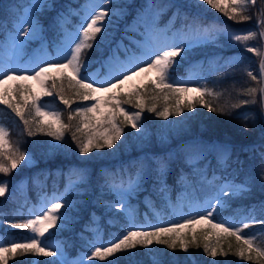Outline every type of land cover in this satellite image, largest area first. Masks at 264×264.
Listing matches in <instances>:
<instances>
[{"label": "snow or ice", "instance_id": "obj_1", "mask_svg": "<svg viewBox=\"0 0 264 264\" xmlns=\"http://www.w3.org/2000/svg\"><path fill=\"white\" fill-rule=\"evenodd\" d=\"M207 4L213 9L222 12L228 19L236 22L250 21L253 16L249 15L251 9H255L256 28L243 31H228L226 28H218L215 25L209 27L201 26L197 17H192L189 21L187 14L181 13L179 5L171 3L153 4L149 3L137 14L139 22L144 21L147 13H151L152 23L148 24L146 32L149 37L147 45L137 44L141 48V55L137 56L135 52H130L124 41H119L114 48L110 46L109 54L104 59L102 67L111 68L113 65L119 66V74L112 77V80L101 82L99 87H94L96 80L91 76H86L83 71L87 69L85 54L94 46H98L94 42L97 41L99 35V43L102 45L107 39L109 29L112 24V18L120 14V9H112L107 5L112 4V0H87V3L80 11L73 9L70 5L65 9L57 11L51 20V25L57 37V55H63L64 59L47 60L34 58L33 62L36 67L32 74H29L27 68H21V53L34 42H39L41 45L48 39L49 28L43 23V16L53 11L56 8L54 0H28L24 6L16 5L17 12L13 14V23L9 32L0 40V85L6 81H35L40 88V92L34 93L31 87L25 84H19L15 89L17 96H21L23 104L13 103L9 98L10 92L8 89L0 90V102L7 105L23 121L27 135L35 136L37 132H42L49 137H53L56 141H63L65 130H70L75 127L72 133V140L76 142V147L80 154L85 155L91 153L94 149L100 150L105 147L113 149L118 141H121L123 128L117 123V111L123 115L127 125L136 129L138 133L143 132L144 128L141 125V115L145 109L144 95L140 89L134 92L125 93L127 99L121 102L118 95H113L105 100H116L112 105L113 110L108 112L101 121L98 118L100 126L109 125L110 127L100 135H93L91 132L86 133L85 139H79L76 132H81L84 129H94L96 126L92 124L93 117L89 114H95L99 111L101 100L98 96L93 95L99 92H111L112 89H121L124 81L131 80L134 75L140 72L155 70L157 73L156 81H153L152 91L156 89L161 91L167 90L171 93L188 92L187 87L176 86L178 81L174 78V72H170L173 67H179L181 61L187 55L189 49L194 43H207L215 40L217 35L224 34L229 40L239 43L247 52L256 53L261 57L259 66V79L251 70H247V75L257 81L259 87H248L241 90L243 95L252 97L251 100H240L238 104H233L231 107H239L249 103H257V93H259V104L262 113H264V52H261L258 47L248 44V41L259 40L264 45V3H258V0H197V4ZM175 8L169 24H175L177 18L183 17L185 21L183 29L177 30L171 36L168 33L171 29L165 25L164 28L158 26V18L163 15L168 8ZM69 16L79 17V27L74 29L75 34L68 33L65 25ZM129 31H134L129 27ZM155 40V43L152 41ZM130 43H136L130 41ZM74 45V46H73ZM130 53L121 59V52ZM5 53H7L5 55ZM177 57L180 59L177 60ZM66 61V62H65ZM231 64L232 61H226ZM146 65V67L144 66ZM54 70L55 74L50 75ZM70 70V71H69ZM83 70V71H82ZM19 73V74H17ZM48 81H51L49 86ZM59 81V83H58ZM91 81V82H89ZM65 83L67 88L74 92L76 97L81 101H94L90 106L78 105L75 109H71L73 100L66 98L63 94L65 91ZM105 83L110 86L106 87ZM55 94L65 106L70 108L68 114V124H65L61 119V114L57 111H46L47 104H41V95L52 96ZM196 91L201 93L199 103L212 112L219 111L225 113V107L219 108L212 105L211 101L206 97L219 98L223 93L215 92L213 89L201 86L196 88ZM26 93V95H24ZM136 99V107L139 111L130 112L124 109L122 103H131L132 99ZM29 100L31 103H29ZM167 100V96H165ZM185 107L190 110L195 107L192 100L185 102ZM25 108L28 109V114L31 115L34 111L36 117H50V122L45 125L41 121H35L36 131L30 124L29 119L25 116ZM148 112L155 113L157 116L167 119L171 114L168 107L163 110H157L155 104L147 108ZM175 114L180 115L183 111L181 103L177 101ZM79 119V123L73 125L71 122L74 119ZM247 120V116H244ZM55 126V127H54ZM247 128V124H245ZM9 132L3 124H0V173L8 174L16 169L22 161L28 162L31 159L30 154L21 151L19 147H11ZM52 148H58L60 145H49ZM7 149V150H6ZM250 151H253L250 149ZM215 153L217 163L219 165L229 166L232 163V149L226 144H194L185 149V161L194 159L206 160L208 155ZM260 171L257 173L259 179L264 181V151L259 153ZM255 160V155L251 158ZM237 164L240 161L237 159ZM172 164V156H155L149 161L146 166L143 162L136 168L134 175H129L127 181L121 176L117 182L116 174L105 173L102 177L104 185L111 191L117 193L118 198L114 203L109 205L112 210L123 211L130 213L128 205V197L137 192L145 183L146 177L154 172L159 190L165 192L167 189V176ZM154 165V167H151ZM255 168V165H252ZM123 171V170H122ZM86 173L84 170H72L68 174V183L66 184V193L78 190L85 181ZM249 180L236 183L234 179L227 176L222 177V182L208 180L207 172L201 171L198 176L202 186L207 185L209 188V196L204 201L196 216L188 218L184 223H174L170 227L154 226L152 230H133L138 226L130 224L126 232L107 243H92L87 254L79 260L73 262L67 259L64 247L61 245H52L46 242L45 233H48L51 228H59L61 224L67 221L68 210L72 207V203L66 199V193L53 196L50 201V207L45 205L38 212H30L29 217L23 222H9L10 226L15 229H28L31 235L21 236L17 240H0V264H8L10 258L15 256H24L26 254H35L44 257H59L45 264H86L87 261H107L108 264H121V257L118 253L125 254L124 264H141L139 259L140 254L135 252L138 247L148 249L151 252V245L155 241L156 244L166 245L168 249H177L176 241L179 240V248L184 253L191 256L189 253V243L181 236V231L185 228L196 224H207L214 230L211 235L216 236L214 243H205L203 246L204 253L209 257L217 255H227L222 248V241L227 237H235L238 247L235 255L243 260L254 261L255 264H264V246L258 243V236L264 233H245V229L253 227L255 224H264V205L261 206L260 218L257 217L255 209L251 212H246L244 217L237 223H230L227 220H222L219 223L213 222L215 215L229 206L233 197L243 196L251 190V182L255 177L251 172L248 173ZM181 180L186 177L181 176ZM9 181L0 180V197L4 196L8 191ZM61 209H64L61 212ZM198 216V218H196ZM95 221H90L94 224ZM51 235V234H50ZM205 239H208L205 236ZM7 244L8 246H4ZM191 244L199 248L197 234L192 229ZM55 248V250H50ZM231 248V245H229ZM112 259H109V258ZM31 264H40L38 261H32ZM151 264H165V261L159 256L154 255ZM168 264H177L176 258L170 257Z\"/></svg>", "mask_w": 264, "mask_h": 264}, {"label": "trees", "instance_id": "obj_2", "mask_svg": "<svg viewBox=\"0 0 264 264\" xmlns=\"http://www.w3.org/2000/svg\"><path fill=\"white\" fill-rule=\"evenodd\" d=\"M23 1L0 0V35H2L3 30L1 29L3 25L9 22L13 15L14 6L19 5L20 2L23 3ZM54 3L56 8L46 13L42 18L45 26L49 28L48 38L53 36V32L55 33L51 20L56 12L65 9L66 4H78L79 2L54 0ZM258 3H264V0H258ZM146 5L147 2L145 0L112 1L111 7L114 9L119 8L121 14L118 17L115 16L112 21L104 43L100 45V34H98L97 41L94 42L98 46H94L86 52L87 69L84 72H91L101 64V60L109 54L110 46L113 47L118 39L122 38L123 34L126 33L124 26L130 22V16H136L138 14L137 9H145ZM188 12L190 13L188 14L190 21L191 17L196 16V14L192 13L191 9ZM254 12L255 9H251L248 13L253 16L252 20L239 23L228 19L222 12L211 15L200 12V19L202 22L215 25L218 28L225 24V27L233 30L255 29L256 16ZM166 16L167 10L160 16L162 23L165 21ZM178 21L180 22L181 19H178ZM253 46L258 47L263 52V45L258 39L255 40ZM233 57L237 58L234 63H226V60ZM179 59L177 57V60ZM260 60L261 57L256 53L247 52L242 46L228 43V40L223 35H217L215 40L208 42L206 45L194 46L189 49L180 66H174L173 69H170V72H174L175 80L185 84V80L189 78L195 67L199 66L201 70L210 66L214 68V71L204 78L202 86L213 89L215 92L223 93L219 98L206 97L213 106L217 108L224 106L225 113L223 114L219 111L212 112L200 104L198 101L201 93L193 97L192 101L195 107L190 110L185 107L186 101L180 99V93L174 94L167 90L161 91L160 89H156L153 92L152 82L156 81L157 74L154 78H147L142 84H135L127 89L121 86L119 90L107 92L100 97L99 111L95 114H89L93 117L92 124L96 127L91 130L84 129L81 132H76V136L79 139H85L86 133L89 132L93 135L103 134L110 126H100L98 119L102 121L104 116L101 113L106 115L112 111V105L117 102L116 100H109L108 103H105V100H108L113 95H118L122 102L127 99L124 95L125 93L134 92L137 89L145 93V109L142 112L140 121L144 131L138 133L136 129L131 128L130 125L126 124L123 115L117 111V123L123 128L121 141H118L113 149H108L107 147L100 150L94 149L91 153L85 155L79 153L76 142L72 140V133L75 131V127L65 130L63 141H56L53 137H49L42 132H37L35 136L29 137L23 121L7 105L0 102V122L9 132L8 139L11 147H19L21 151L32 154L36 159L34 166H22L4 176V179L9 181V186L8 191L0 198V232L3 240H19L21 236L28 235V229L12 228L9 222H23L24 213L30 200H35L42 189L51 190L56 188L62 190L68 179L69 172L79 169L88 170L84 184L78 190L67 194L66 198L72 200V207L67 213V221L64 223L58 221L61 226L53 228L49 237L63 243L64 247L72 254H77L78 250L86 249V247H83L84 237H91L87 227L91 226L90 221H92L93 217H99L104 222L105 234L103 238L105 241L122 236L129 227V223L122 212L112 210L109 207L111 202L114 203L116 201V198L112 191L104 185L102 177L105 174V168H111L112 170L116 169V163H125L133 175L140 164V158L143 153L150 152L151 158L165 156L163 149L172 146L179 147L192 141L220 143L231 147L232 163L229 166L219 165L215 156H211L210 161L207 163L206 172L207 176H209L208 179L213 180L214 175H216L214 183L222 182V177L224 176L234 179L236 183L247 181L249 180V172L255 177L254 181L251 182V190L243 196L233 197L229 206L215 215L213 222L219 223L222 220L228 221L231 219L238 221L244 217L246 212H251L253 209H255L257 217L260 218L261 206L264 205V181L259 179L257 173L260 171L259 153L264 151V115L259 104V93H257V103L240 105L235 108L231 107L233 104H238L240 100L252 99L250 96L243 95L241 90L248 87H259L257 81H253L247 75L246 69L251 70L259 79L258 66ZM52 74H55V72L50 73V75ZM19 84L31 87L34 93L41 91L35 89L31 83L26 81H13L9 98L14 104H23L22 97L17 96L14 91ZM48 84L50 86L51 81H48ZM63 94L66 98L73 100L71 109L88 102L81 101L79 97H76L74 92L67 88L66 83ZM165 96H167V100H165ZM40 100L52 102L57 106V112L61 114L63 122L65 124L69 123L68 114L70 108L59 100L55 90L52 96L41 95ZM177 101L181 103L183 109L180 115H176L174 111ZM29 103H31L30 100ZM153 104L156 105L158 111L168 107L171 114L167 119H164L155 113L148 112L147 108ZM135 105V98L132 99L131 103H122L124 109L130 112L139 111ZM245 115L247 120L244 119ZM25 116L29 119L33 131H36L35 121L39 120L45 125L50 122V120H42L41 117H36L34 111L29 115L27 108H25ZM79 122L77 118L71 123L76 125ZM245 124H247V128H245ZM49 145H60V147L52 148ZM250 149L254 150V152L250 151ZM253 155H255L254 161L251 159ZM237 159L240 164L236 163ZM149 161L151 160L149 159ZM253 164L255 168L252 167ZM151 167H154V165H151ZM194 168L193 164H187L177 158L170 167L165 192L159 190L160 186L156 175L151 172L146 177L143 186L128 198L129 205L133 207L132 215L135 222H144L143 215L147 216L152 222L156 221L150 206L144 200L146 195L150 197V204L160 214L164 227H170L174 223H184L187 218L192 217L193 213L190 211V204L194 201H202L209 195L208 186H202ZM181 176L186 177V179L181 180ZM24 177L28 180L27 195L29 199L24 198L16 187L17 181ZM55 180H60V182ZM182 188L186 189L189 197L188 203H183L182 209H179L178 195ZM165 194H168L167 197L172 200V209L167 207ZM179 211L182 212L181 216H178ZM193 228L197 234L199 248L191 244ZM148 230H152V228ZM213 231L209 228V225L203 223L190 226V228H185L181 231V236L189 243L191 256L180 250L179 240L176 241L177 249L175 252L168 249L166 245L156 244L155 241L151 245V252L141 247L135 249V252L140 254L141 264H151L154 255H159L165 261V264H168L169 258L173 256L176 258L177 264H255L254 261L243 260L235 255L238 247L235 237H227L222 241V248L227 252V255L207 256L203 251V246L205 243H214L216 236L211 235ZM244 231L245 233H264V224L257 223ZM205 236L208 239H205ZM257 242L262 243V246H264V235H259ZM229 245H231V248H229ZM117 256L121 257V264H124L125 254L118 253ZM109 259L112 258L110 257ZM52 260H54L53 257L26 254L10 258L8 264H31L32 261L45 264V262ZM90 264H108V262L95 259Z\"/></svg>", "mask_w": 264, "mask_h": 264}, {"label": "rangeland", "instance_id": "obj_3", "mask_svg": "<svg viewBox=\"0 0 264 264\" xmlns=\"http://www.w3.org/2000/svg\"><path fill=\"white\" fill-rule=\"evenodd\" d=\"M146 2H147V4L153 3V4H158L159 5V4L169 3V0H146ZM221 2L223 3V0H221ZM27 3H28V0H24L23 3L20 2L19 5L20 6H24ZM86 3H87V0H83L82 3H80L78 5H75V6H73L72 4H69V5L73 9H75L77 11H80L82 9V7ZM171 3H174V4L179 5L180 8H181V13L182 14H189L188 11H189V9H191L192 10V13L196 14V17L198 18V20H199V17L201 16V13L200 12H202L203 14H209V15H211V14H218L220 12L217 9L211 8L207 4H203V3L197 4V0H171ZM65 6H68V4H66ZM107 7H110L112 9H114L113 7H111V5H107ZM168 9L170 10V12H169V18L166 19V22L165 23H161V24L158 23V26L160 28H164L165 25H167L171 29V31L168 33V35L171 36L173 32H175L177 30L183 29L184 24L183 23H181L179 25H177V24L176 25L175 24H169L168 22H169L170 18L172 17V13L175 11V8L170 7ZM137 10H138V13H140L142 9H137ZM145 11H146V9H145ZM14 12L15 13L17 12L16 7H14ZM120 14H121V10H120ZM72 17H76V16H69L68 17L67 23L65 25V28H66V31L68 33H71V34L74 35L75 34L74 29L77 28V27H79V20L74 21V20H72ZM78 19H79V17H78ZM113 20H114V17L112 18V21ZM129 20H130V24L129 25L128 24L125 25L124 28L129 31V27H131L132 29H134L136 31V33H139L140 36H138V37H130L129 36L130 34L127 33V34H125V38H128V44H130V45H127L125 43L124 44L128 46L130 52H135V54L137 56H140L142 49L141 48H138L137 47V44L147 45L149 43V37L147 35L146 29H147L148 24H151L152 23L151 13H147L146 12V15L144 17V21L143 22H139L138 23L139 18H138L137 15L136 16H134V15L130 16V19ZM199 22H200L201 26H203V27L212 26V25H210L208 23H204V22H202L200 20H199ZM12 23H13V16L10 19V26L7 23H5V25L3 26V35L2 36L0 35V40H2L4 38V36L9 32ZM141 25H142V27H141ZM140 27L143 28L142 31H139ZM221 28H226L228 31H238V32L243 31V29H235V30L230 29L228 27H225V24H222V27ZM220 35H223L224 38L226 40H228V43L235 44L237 46H241L239 43H237L235 41L229 40L226 35H224V34H220ZM119 41H121V40H118V42ZM130 41H135L136 43H130ZM152 42L155 43V40H153ZM254 42H255V40H251V41H248V44L253 46ZM207 43H203V42H201V43H194L193 46L190 49H192L194 46H199V45L204 46ZM6 54L7 53H5V55ZM121 54H122L121 59H123L125 55L130 54V53H125V52L122 51ZM20 55H21V61H22L20 67L21 68H27L29 70V74H32L33 70L36 67L35 63L33 62L34 58L39 57L42 60H44V59H47V60L61 59V60H63L64 59V57H63L62 54L59 55V56L57 55V40L54 39V37L53 38H50V41L46 39L44 41V44L43 45H41L39 42L32 43ZM235 60H236V58H233L230 61L234 62ZM144 66L146 67V65H144ZM213 70H214V68L209 67V68L205 69L204 71H201V68L199 66H197L195 68V70L191 73L189 79L186 80L185 84H182L180 82L177 85L178 87H187V88L190 89L188 92H182V93H180V99L181 100H185V101L192 100L193 97L199 95L200 93L196 91V88L202 86V81H203L204 77L206 75H208L209 73H211ZM17 74H19V73H17ZM83 74L86 75V76H91L93 79H95L96 80V83L94 84V87H99L101 82H105L107 80H112V77L113 76L119 74V66L118 65H113L111 68H109V67H103L102 70L99 67H97L93 72L88 73V72H84L83 71ZM155 74H156V71L155 70L147 71V72H140L138 75H134L131 80L124 81V84L122 86L124 88H130V87L134 86L135 84H141L148 77H153ZM26 82L31 83L32 84V87L40 89L39 86L36 84L35 81H26ZM89 82H91V81H89ZM12 84H13V81H6L5 84L0 85V90H3L5 88L9 90L10 89V86ZM105 86L108 87L110 85L108 83H105ZM112 90H114V89H112ZM105 93L106 92H99V93H94L93 95L99 97V96H101V95H103ZM90 102L91 103H88L86 105L90 106L92 103H94V101H90ZM40 103L41 104H47L48 105V107L46 109H44L46 111H57L56 108L54 107L53 103L50 102V101H40ZM43 118L44 119H47V118H50V117H43ZM0 124H1V122H0ZM200 143L209 144V143H204V142H197V143H193V144H186L183 147H179L181 149L177 153L175 152L177 149L176 148H173V146H172L170 148H166V149H168V150H166V156L171 155L172 156V162H174V160L176 158H180V159H182V160L185 161V159H184L185 149L187 147L191 146V145L200 144ZM150 155H151L150 152L144 153L141 156V158H140V163L143 162L146 166H148L149 165V159L152 160V158L150 157ZM30 156H31V159L27 163L24 162V161H22L21 164H19L17 166V168L14 169V170H17V169H19L22 166L23 167H32L35 164V160H34V158H33L32 155H30ZM211 156H215L216 157L215 153H211V154L208 155V157H207L206 160L194 159L192 161H187V163L193 164V166H195L194 171H195V174L198 176V174L201 171H206V167H207V164L206 163L208 161H210L209 159H210ZM87 171L88 170H84L85 173ZM125 173H126V176L125 177H127V178L126 179L123 178V179L125 181H127V179L129 178V175H132V174L129 172L128 169H126V172ZM112 174H116V173H112ZM117 175H120V174H117ZM4 176H5V174L0 173V180H7V179H4ZM211 177H212V175H211ZM214 177H216V175H214ZM120 178H121V176H119V178L116 179L117 182L120 181ZM207 178H209V176H207ZM208 180H210V179H208ZM17 188L24 194V196H27L26 195V181L25 180L18 181ZM64 192H66V187H65V189H64L63 192L51 191V193H49V192L43 191V193L40 195V197L38 198V200L35 203L32 202L29 205L26 219L29 217V213L30 212H38L39 210H41L42 208H44L45 205H47L48 207H50L51 206L50 205V201L53 199L54 194L58 196V195L64 194ZM113 194L116 195L117 193L116 192H113ZM179 196H180V198H184L186 203L188 202V199L187 198L189 197V195L186 192V190H182L180 192ZM208 196H206L202 201H194V202H192V204H190V211L193 213L192 217L193 216H196L197 212L200 210L201 206L203 205L204 201L208 198ZM116 198H118V195L116 196ZM147 198L148 197L146 196V199ZM165 199L168 201V206L171 205V199H168L167 196H166ZM112 203L113 202H111L110 205ZM180 203H182V201ZM151 210L153 211L152 208H151ZM128 214H129V215H127L128 219H131L132 218V215H131V207H130V213H128ZM156 216H155V218L157 219V222H155V223L154 222H148L147 223V226H144L142 224H137L136 226H138V227L137 228H134L133 230H146V229L151 228V227H154V226L162 225L163 222L159 218V216H158L157 213H156ZM94 219H95V225L92 226L89 229V230H91V233H92L93 237L88 238V240L86 241L87 242L86 244H88L89 247H90V245L92 243H100V242L107 243L108 242V241H104L103 237H101V232L102 231L100 229V225L97 222L98 218L95 217ZM229 222L230 223H236V221L233 220V219L229 220ZM51 229H49L48 233L50 232ZM48 233H45L46 242H48V243H50L52 245H61V246H63L58 241H54L52 239H48L47 238V234ZM30 235H31V233H30ZM0 240H3L1 234H0ZM50 250H53L54 251L55 248L50 249ZM64 251H65V254H66L67 259H69L70 261H73V262L79 260L82 256H84L85 254H87L89 252V251L81 250V251H79V253L77 255H75V256L73 255L72 256V255L68 254V252L65 249H64ZM55 258L59 259V257H55ZM91 262L92 261H87L86 264H89Z\"/></svg>", "mask_w": 264, "mask_h": 264}]
</instances>
